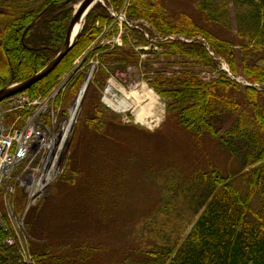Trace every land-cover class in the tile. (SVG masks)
Instances as JSON below:
<instances>
[{
    "label": "trees",
    "instance_id": "trees-1",
    "mask_svg": "<svg viewBox=\"0 0 264 264\" xmlns=\"http://www.w3.org/2000/svg\"><path fill=\"white\" fill-rule=\"evenodd\" d=\"M104 1L105 5H96L87 16L76 46L50 75L26 91L28 95L33 98L47 95L88 53L99 38L102 26L112 21L107 8L118 12L125 3V0ZM78 3L79 0H0V89L30 79L60 53ZM231 7L238 44L213 36L188 13H180L175 20L162 0H131L127 19L139 29L125 26L123 47L98 46L89 57L101 63L95 82L103 87L109 77L102 70L104 67L114 69L139 64L140 53L136 48L149 45L142 32H148V28L142 21L163 37H176L158 43L163 52L156 53L155 57L163 58L158 62L162 65L173 64L184 70H168L167 75L165 71L151 69L147 60L142 64L152 71V75L145 77L166 101L168 117L198 135L209 132L217 136L214 120L225 111L233 116L239 113L226 135L230 141L244 142L254 148L234 176L224 177L217 169L203 172L197 176V188L185 185L182 188L184 180H175L172 190L164 195L160 218L155 224L146 223L141 232L154 241L138 264H264V105L260 100L264 96V0H207L199 4L198 11L205 17L209 15L208 22L230 30ZM112 28L116 34L118 26ZM219 61H225L231 75L243 78L249 86L221 71ZM196 67L215 70L219 76L205 81ZM80 73L77 70L73 76L76 78L70 87V97L83 83L84 76ZM91 96L88 93L85 97L81 120L99 129L113 119L104 116L107 114L100 107L99 97L95 101ZM220 144L231 151L229 141L223 137ZM246 176L251 178L246 181ZM241 183L247 187L244 189ZM257 196L262 202L261 214L253 211ZM26 198L20 189L16 196L19 214L24 212ZM172 213L174 220L166 219ZM250 213L256 216L257 226L249 221ZM11 229L9 224V233L0 230V264L21 261L19 246L4 244L9 235L15 236Z\"/></svg>",
    "mask_w": 264,
    "mask_h": 264
},
{
    "label": "rangeland",
    "instance_id": "rangeland-1",
    "mask_svg": "<svg viewBox=\"0 0 264 264\" xmlns=\"http://www.w3.org/2000/svg\"><path fill=\"white\" fill-rule=\"evenodd\" d=\"M206 1L162 0V4L175 20L180 13H188L213 36L238 44L233 7L230 12L231 28L226 30L208 22L206 19L209 17L208 14V16L205 14L206 17L200 14L198 6L205 4ZM130 3L131 0H125L122 9L118 12L112 7L107 8L112 21L102 26L99 38L88 49V53H85L72 67L77 68L84 76L83 83L74 96L70 97L69 91L76 76L72 78L65 91L58 86L60 80L73 69L68 70L45 96L42 94L33 98L24 92L31 101L36 99L49 101L51 106L61 107L63 113L68 116L70 105L78 99L90 75V84L85 97L88 93L95 101H98L99 97L100 107L107 114L104 116L113 119L111 121L109 119L105 126L98 123L99 129L90 127L81 120L84 97L80 111L75 116V124L59 152V173L47 191L29 208H27L28 197L25 194L26 205L22 214L17 212L16 206V196L20 188L17 189L14 197H11L13 217L8 213L14 223L23 222L21 240L30 264H138L143 260L148 245L153 244L154 241L148 240L141 232L144 231L146 223L153 221L155 224L160 218L163 198L172 190L178 179L184 180L182 188L185 186L197 188L199 186L197 176L203 172L211 173L212 170L217 169L224 177L234 176L241 170L249 151L254 152V148H249L244 142L230 141L226 135L239 113L233 116L225 111L214 120L213 126L218 132L217 136L209 132L198 135L197 132L186 129L168 117L166 101L150 87L145 77L148 74L152 75V71L140 65L141 60H147L151 69L165 71L167 75H169L168 70L170 72L184 70L173 64L168 67L167 64L158 63L163 61L162 57L146 54L141 57L137 66L102 69L109 77L103 87L96 84L101 63L97 58L89 57L96 47L104 48L107 40L114 36L117 38L121 28L112 14L123 13L127 19ZM103 4L105 5L104 0ZM202 11L204 13V10ZM113 25L118 26L116 34L113 33ZM122 30L124 34V26ZM147 30L152 36H159L162 40L167 39L153 29ZM179 39L189 41L184 38ZM165 42V40L160 41V43ZM113 44L106 48L121 47ZM157 52L158 54L163 52L159 44ZM94 66L97 69L91 72ZM218 67L231 75L225 61H219ZM196 70L201 73L205 81L216 80L219 76L215 70L205 71L201 67H196ZM236 80L243 85H249L241 77ZM109 84L112 89L107 96L106 89ZM144 87L158 97L159 104L154 110L156 118L160 119L157 126L154 123L151 127L138 122L135 116L137 100L128 97L133 92L140 93ZM16 96L0 103V113L3 116L6 114L7 127L17 118L26 119L28 114L11 110L12 107L20 106V104L16 105V101H19ZM107 98L111 99L120 110L112 108L107 103ZM260 100L264 105V96H261ZM89 118L92 119L93 115L90 114ZM23 126L21 120L18 128ZM100 128L103 129L100 131ZM220 137L229 141V148L233 153L222 148ZM246 177H248L246 181L251 178ZM239 185L244 189L247 187L244 183ZM253 202V211L261 214L263 207L259 196ZM5 213L8 216L6 209ZM185 213L191 216L190 212L185 211ZM172 214L167 215L166 219L174 220V213ZM249 221L255 226L258 225L257 218L252 213L249 214ZM12 231L11 229V233ZM15 245L21 248L19 241ZM20 258V264H24L22 256Z\"/></svg>",
    "mask_w": 264,
    "mask_h": 264
},
{
    "label": "built area",
    "instance_id": "built-area-1",
    "mask_svg": "<svg viewBox=\"0 0 264 264\" xmlns=\"http://www.w3.org/2000/svg\"><path fill=\"white\" fill-rule=\"evenodd\" d=\"M112 16L121 31H119L117 38L114 36V38L107 40L104 43L105 47L113 43L121 46L123 26L126 24L133 27L123 13L119 15L112 14ZM144 34L152 43L150 47L142 48L147 51L154 48L153 50L157 52L158 47L156 44L158 42L174 39L169 37L162 40L159 36L150 38L149 33L144 32ZM74 74L75 70L65 75L58 84L59 89L65 91ZM111 89L112 86L109 84L106 93H109ZM26 96V93L17 95L15 98H19V101H16V105L20 104V106L11 108L13 111L28 113L26 119L17 118L7 127L5 124L6 114L3 116L0 113V230L9 233V224L13 227L12 230L15 236L9 235L4 244L14 246L19 241L22 262L30 264L21 240L22 231L24 230L23 222L14 223L9 215V213L11 215L13 213L11 197H14L18 188L22 189L27 194V208H29L47 191V188L59 173V152L75 124V117L72 116L73 107L66 116L61 107H53L49 104V101L40 99L31 101ZM21 120H23L24 126L18 128V123ZM37 146H39V150L36 153ZM4 208L7 213L9 212L8 216Z\"/></svg>",
    "mask_w": 264,
    "mask_h": 264
},
{
    "label": "water",
    "instance_id": "water-1",
    "mask_svg": "<svg viewBox=\"0 0 264 264\" xmlns=\"http://www.w3.org/2000/svg\"><path fill=\"white\" fill-rule=\"evenodd\" d=\"M102 1L103 0H82L81 2H79V4H77V6L75 7L71 24L68 29L65 43L60 53L43 70L35 74L30 79L0 89V103L5 101L6 99L26 92L36 83L42 81L45 77L50 75L60 65L64 58L70 53V51L76 46L79 36L84 28L87 16L91 12V10L96 5L102 3ZM82 92H84V96L82 97V101H80V106L85 97V89Z\"/></svg>",
    "mask_w": 264,
    "mask_h": 264
},
{
    "label": "bare ground",
    "instance_id": "bare-ground-1",
    "mask_svg": "<svg viewBox=\"0 0 264 264\" xmlns=\"http://www.w3.org/2000/svg\"><path fill=\"white\" fill-rule=\"evenodd\" d=\"M87 83H85V86L83 87L82 91H84L85 89V95L88 91V81H86ZM88 84V85H87ZM84 96V92L81 93L79 101L75 104V106L72 108V116H77V114L80 111V101H82V97ZM130 97H134L137 100V108L135 109V116H136V120L144 125H149L151 127H153L154 125L157 126V124H159L160 119L156 118V114L154 112V110L156 109L157 105L159 104L158 102V97L149 89H146L145 87L142 88V90H140L139 92H133L131 93L129 96ZM107 103L112 107L115 108L116 110H120L119 107L115 106L114 102L107 98L106 99ZM144 103H146L144 105ZM123 104H126L125 102H123ZM154 123V125H152ZM39 150V146L36 147V153ZM35 152V150H34ZM31 188V187H30Z\"/></svg>",
    "mask_w": 264,
    "mask_h": 264
}]
</instances>
